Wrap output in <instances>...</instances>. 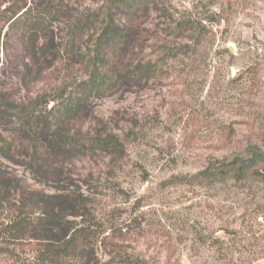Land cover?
I'll return each mask as SVG.
<instances>
[{"label":"rangeland","instance_id":"1","mask_svg":"<svg viewBox=\"0 0 264 264\" xmlns=\"http://www.w3.org/2000/svg\"><path fill=\"white\" fill-rule=\"evenodd\" d=\"M50 1L91 13L102 2ZM25 4L42 0H0V61L2 45L15 51L25 44L24 20L11 29L5 22ZM144 13L136 31L126 17L119 24L139 46L141 66L154 65L155 72L137 88L91 96L79 124L80 135L111 132L123 143L115 158L84 150L75 165L98 178L88 190L108 245L97 253L120 248L142 264H264V170L241 180L192 179L210 161L244 157L251 148L264 153V0H149ZM48 20L41 35L60 37V18ZM187 22L194 23L192 32L183 29ZM64 78L56 63L29 87L14 79L13 98L49 92ZM11 80L0 74V91ZM6 166L28 177L23 168ZM12 247L0 244V250ZM15 250L24 264H36L35 243ZM12 258L1 253L0 264H17Z\"/></svg>","mask_w":264,"mask_h":264},{"label":"trees","instance_id":"2","mask_svg":"<svg viewBox=\"0 0 264 264\" xmlns=\"http://www.w3.org/2000/svg\"><path fill=\"white\" fill-rule=\"evenodd\" d=\"M148 6L149 0H102L91 13L86 7L74 10L67 2L42 0L41 6L25 4L12 10L5 21L10 29L22 20L26 24L21 36L25 44L15 51L2 45L5 56L0 61V74L12 79L0 91V244L14 248L0 250V254L12 256L13 262L24 264L15 246L32 242L39 247L33 258L36 264H102L106 255L111 257L110 264H142L126 259L129 256L120 248L98 255V247L108 245L88 190L98 178L85 176L75 165L84 150L109 151L112 158L123 151L116 134L80 135L79 124L91 96L126 86L137 88L155 72L154 65L141 66L136 53L139 46L119 24L126 17L136 31ZM53 14L62 23V35L56 39L41 35L43 23ZM193 25L187 22L183 29L192 32ZM56 63L66 75L60 86L16 102L11 91L14 79L29 87ZM73 71L79 74L76 79L71 78ZM52 100L55 104L48 107ZM6 164L23 168L28 177L8 171ZM260 170H264V153L251 148L244 157L210 161L192 179L241 180Z\"/></svg>","mask_w":264,"mask_h":264},{"label":"water","instance_id":"3","mask_svg":"<svg viewBox=\"0 0 264 264\" xmlns=\"http://www.w3.org/2000/svg\"><path fill=\"white\" fill-rule=\"evenodd\" d=\"M228 51L232 54H234V50L232 48H228Z\"/></svg>","mask_w":264,"mask_h":264}]
</instances>
